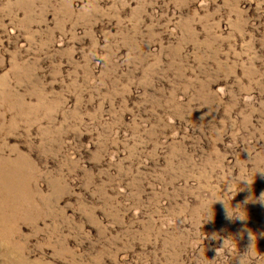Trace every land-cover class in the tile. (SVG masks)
I'll return each instance as SVG.
<instances>
[{
  "label": "rangeland",
  "instance_id": "374dc122",
  "mask_svg": "<svg viewBox=\"0 0 264 264\" xmlns=\"http://www.w3.org/2000/svg\"><path fill=\"white\" fill-rule=\"evenodd\" d=\"M260 167L264 0H0V264H236Z\"/></svg>",
  "mask_w": 264,
  "mask_h": 264
},
{
  "label": "clouds",
  "instance_id": "9594fccd",
  "mask_svg": "<svg viewBox=\"0 0 264 264\" xmlns=\"http://www.w3.org/2000/svg\"><path fill=\"white\" fill-rule=\"evenodd\" d=\"M249 155H250V160L255 159L254 155L251 152H249ZM253 166L255 167V165ZM257 174L264 176V167L257 168L255 172V176H257ZM240 183L244 185V187L241 188L239 192L247 190L249 193L241 204H237L236 206L233 205L230 206L227 200L216 199L213 202V206L219 202L223 209L224 218L229 222L239 221L240 224L243 226L240 229L239 236L241 239H243L244 235L246 234L248 244L246 246L245 251L241 252L239 249L238 254L234 257V260L236 261V264H248L249 253L253 252V250L257 247V239L255 232L247 227L248 213L245 209V205H247L248 203H253V204H259L261 207H264V191H262L259 196H255L254 194H252L251 188L252 185L255 183V179H250L247 176L241 179ZM233 190L234 189L231 186H229L228 191H233ZM231 251L232 248L230 246V242L228 240V237H226L222 240L220 247H218L215 250V256L213 257V259L219 258L223 256L225 253L230 255Z\"/></svg>",
  "mask_w": 264,
  "mask_h": 264
}]
</instances>
